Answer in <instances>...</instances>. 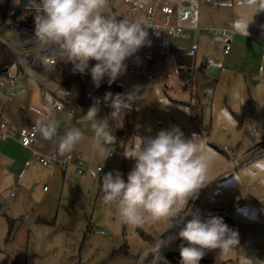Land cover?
Instances as JSON below:
<instances>
[{"label":"rangeland","instance_id":"rangeland-1","mask_svg":"<svg viewBox=\"0 0 264 264\" xmlns=\"http://www.w3.org/2000/svg\"><path fill=\"white\" fill-rule=\"evenodd\" d=\"M19 1L10 0L11 7ZM144 3L145 0H109L108 11L118 19L131 20L134 15L138 19ZM11 11L9 9L3 17L0 10V37L17 57H21L39 45L15 26ZM251 23L255 35L264 41V12L256 14ZM31 27L34 32V21ZM205 36L209 37L208 45L212 46L213 54L220 57L218 43H215L220 34H210L206 30ZM148 56L151 63L147 62ZM55 60L64 74L74 70L70 62L59 57ZM125 63L126 73L117 80L122 85V95L135 93L131 105L137 109L129 139L107 146L105 155L108 158L104 160L93 147L92 129L85 128L87 134L80 156L89 170L87 173L78 174L70 165L63 168L66 172L59 176L56 186L44 179L45 175L34 177L33 174L31 180L26 178L21 184L1 182L0 264H102L113 249L124 245L132 260L145 264L149 244L141 232L152 236L161 234L168 229L166 219L149 220L142 227L122 223L116 206L103 203L99 177L115 169L126 181L134 161L126 159L123 153L136 143L133 138L154 137L160 130L173 126L179 127L186 138L197 134L215 153L206 186L196 200L189 202L193 211L199 215L223 212L235 221L238 245L222 255H218V249L208 251L205 257L212 259V264H244L251 253L264 258V145H260L264 140V61L259 76L232 72L231 79L226 80L224 73L220 83L214 86L198 80L200 98L193 96L192 90L183 89L175 71L173 54L160 55L152 42L145 43ZM91 67L89 61V70L85 72L90 75L86 86L88 93L96 88L91 79ZM8 71L9 75H17L19 90H26L22 85L27 81H38L43 91L51 89L55 93L50 95L53 104L67 108L59 80L48 79L17 63ZM7 77L0 78L8 82ZM107 79L105 77L101 83ZM0 93L4 94V86L0 85ZM187 102L199 103L200 119L191 115ZM97 106V119L100 114L106 116L104 105ZM110 120L121 129L118 120H122V116L117 121L110 116ZM84 122L90 126V122ZM99 165L104 172L96 171ZM93 173L97 175L94 177ZM40 214L49 215L53 224L37 223ZM7 216L22 218L13 239H7ZM83 233H87L84 242Z\"/></svg>","mask_w":264,"mask_h":264},{"label":"clouds","instance_id":"clouds-1","mask_svg":"<svg viewBox=\"0 0 264 264\" xmlns=\"http://www.w3.org/2000/svg\"><path fill=\"white\" fill-rule=\"evenodd\" d=\"M108 6L109 0H39L32 39L41 52L60 56L80 74L89 70V61L94 60L90 69L94 85L99 88L105 77L111 85L126 73V60L144 46L151 26L140 19H118L110 14ZM248 8L252 19L246 21L247 26L256 14L264 12V0H249ZM134 94L113 98L107 93L104 99L112 100L110 116L115 119L129 110ZM98 103L89 108L84 120L90 122L95 151L106 160L107 146L116 142V137L108 118L97 119ZM37 127L44 139L51 140L57 136L59 122L44 117L37 121ZM83 137L79 127L68 128L59 137L58 152L70 154ZM133 139L136 143L123 153L134 161L127 180L121 172L109 171L99 177V183L103 203L116 206L122 223L142 227L149 220L164 218L168 228L174 230L166 238H157L145 255H153L154 264H158L161 249L180 239V264H200L208 251L218 249V255H222L238 245L237 233L222 218L201 220L189 203L206 186L215 156L205 142L195 133L186 138L176 126L162 129L154 137ZM188 216L192 218L186 219Z\"/></svg>","mask_w":264,"mask_h":264},{"label":"crops","instance_id":"crops-1","mask_svg":"<svg viewBox=\"0 0 264 264\" xmlns=\"http://www.w3.org/2000/svg\"><path fill=\"white\" fill-rule=\"evenodd\" d=\"M157 1L145 0V5L140 15L137 16L138 19L144 21L146 19L147 7ZM168 1L174 9L171 22L181 31L172 38V49H185L187 52L192 53L195 62L196 83L194 89H192L193 96L196 98L199 97L198 80L206 85L214 86L215 83H220L219 81L224 73L227 74L226 80L231 79L232 72L245 76H259L261 74L262 71L259 68L263 62L262 53L264 51V41L255 35L251 22L248 26L246 24V21H251L252 19V10L248 8L249 0ZM136 19L134 15L131 20ZM161 19L162 15L158 14L157 21H161ZM209 28H230L233 30V33L228 38L220 35L221 37L215 42L218 43L220 57L215 56L212 46L208 45L209 37L205 36V31ZM261 29H263L262 25ZM226 42H229L231 47L230 51L224 54ZM147 62L151 63L152 59L147 58ZM175 71L177 73L176 63ZM31 81H27L22 85L26 87V90H19L20 87L18 86L13 99L8 100L4 94L2 95L0 93V118L7 120L16 128H20L25 124L37 123L38 120L44 117L52 118L59 122L57 136L51 140L44 139L38 130L37 139L32 148L22 146L15 138L0 140V183L7 180L11 184L17 182L21 184V181H25L26 178L30 177L31 180L33 175L34 177L45 175L44 179L56 186L59 176L65 174L66 170L63 168L66 167L59 165L51 167L44 166L33 157V153L36 151L40 154H49L53 151H58L59 137L63 136L65 131L70 127H79L84 132L85 137L87 134L85 128L91 130V127L86 126L85 120H83L89 108H74L75 120L73 121L69 113V107L65 108L60 104H53L51 102L50 95H55L51 89L43 91L42 85L40 87V82ZM254 83L256 82L254 81ZM38 87L41 88V91ZM188 103L191 102H187V105ZM191 104L199 106L198 102ZM121 116L122 113L119 117ZM99 117L100 119L108 118L110 130L113 131L116 137V131L120 128L114 121L110 120V116L108 114L106 116L100 114ZM119 117L114 120L117 121ZM118 121L119 125H122V120ZM84 137L72 151L79 153L81 156L83 155V146L85 144L83 142L85 141ZM116 141L119 140L116 138ZM260 145H264V140L260 142ZM29 174L33 175L30 176ZM45 215L40 214L36 222L52 223V221H49V215ZM9 217L18 219L11 233H9ZM21 223L22 218L7 216V239L14 238V234L19 230ZM86 234L83 233V242L86 240ZM107 264H138V261L132 260L131 257H119ZM244 264H264V258L259 257L258 254L251 253L249 259Z\"/></svg>","mask_w":264,"mask_h":264},{"label":"trees","instance_id":"trees-1","mask_svg":"<svg viewBox=\"0 0 264 264\" xmlns=\"http://www.w3.org/2000/svg\"><path fill=\"white\" fill-rule=\"evenodd\" d=\"M36 5H32L31 3ZM31 5L32 10H29ZM39 7V0H20L15 7H11L10 0H0V10L2 16L5 17L9 9H12L11 16L14 18L15 26L23 30L32 31V27H21L19 26L20 22H30L34 21V16L37 14ZM33 32V31H32ZM39 45V44H38ZM171 53L174 54L176 70L182 81L184 89H194L195 87V77H196V68L193 55L190 52H187L182 48L172 49ZM59 57L54 55L51 51L41 52L40 45L36 47L33 51H30L21 57H17L10 46L0 38V77L9 76V68L17 63L20 67H29L35 72L45 76L51 80H59L64 96L65 103L67 107L70 108V116L72 120H75V114L73 112L74 108H90L94 104L98 105L103 104L108 114L112 109L111 107V98L105 100L107 93H111L114 98L117 94H122V85L117 81L113 82L111 85L108 83V79L101 83L99 88H94L90 93L86 91L87 82L89 80V74L84 73L80 74L74 70L64 74L62 67L58 62L51 64L46 61V58ZM62 59V58H61ZM46 63H49L48 67ZM96 62L91 61V65L94 66ZM61 79V80H60ZM188 108L191 115L200 119L201 111L199 106L188 103ZM137 116V109L131 105L129 110L125 109L122 112V127L116 131L117 140H127L132 134L133 125L135 118ZM30 125V124H25ZM210 216H215L222 218L223 222L226 223L231 230L235 232V221L227 213L223 212H213L208 215H199L200 219H207ZM191 216L186 217V219H191ZM18 219L8 218L9 223V233H11L15 227ZM174 230L169 228L157 236H152L144 231L141 232L142 237L148 242L149 247L154 243L157 238H166L171 235ZM175 231H178L175 230ZM182 241L180 239L174 240L170 245L161 249V258L158 261V264H180V254L179 248ZM127 246H122L121 248L115 249L112 253L104 260L103 264L119 258V257H132L130 252L127 250ZM213 261L210 258L204 256L200 261V264H212ZM14 264H19L15 262ZM145 264H154L153 255L149 254Z\"/></svg>","mask_w":264,"mask_h":264},{"label":"built area","instance_id":"built-area-1","mask_svg":"<svg viewBox=\"0 0 264 264\" xmlns=\"http://www.w3.org/2000/svg\"><path fill=\"white\" fill-rule=\"evenodd\" d=\"M173 11V6L168 0H158L154 4L149 5L146 9V19L144 22L151 27L147 28L148 37L145 43H155L157 46V51L160 55H168L171 53L172 38L181 32L180 29L171 22ZM158 14L162 15L161 21H157ZM208 32L210 34L219 33L223 37L228 38L233 33V30L230 28H209ZM24 33L28 38L32 39L34 37V32L32 31L24 30ZM230 47V43L226 42L224 46V54H227L230 51ZM148 59H150L149 56ZM46 61L51 64L56 63V60L53 58H46ZM262 61H264V51L262 53ZM259 69L262 71L263 66L260 65ZM7 78L9 80L8 82L7 80L0 78V85L4 86V95L6 99L10 100L14 98V94L17 89V75L10 74ZM37 132V123L16 128L7 120L0 118V140L15 138L22 146L26 148H32L37 139ZM33 157L42 165L47 167L54 165L67 167L71 165L74 166L77 173L81 175L89 171L84 165L80 154L77 152L61 155L58 151H53L49 154H40L34 151ZM96 171L101 173L104 172L103 166H97ZM112 171L117 170L114 169Z\"/></svg>","mask_w":264,"mask_h":264},{"label":"water","instance_id":"water-1","mask_svg":"<svg viewBox=\"0 0 264 264\" xmlns=\"http://www.w3.org/2000/svg\"><path fill=\"white\" fill-rule=\"evenodd\" d=\"M19 26H21V27H31V23L30 22H20Z\"/></svg>","mask_w":264,"mask_h":264}]
</instances>
